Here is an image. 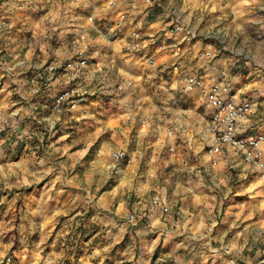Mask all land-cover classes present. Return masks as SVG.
I'll use <instances>...</instances> for the list:
<instances>
[{
    "label": "crops",
    "instance_id": "obj_1",
    "mask_svg": "<svg viewBox=\"0 0 264 264\" xmlns=\"http://www.w3.org/2000/svg\"><path fill=\"white\" fill-rule=\"evenodd\" d=\"M152 1L0 0V162L12 166L0 176V264H264V175L230 147L211 163L204 96L220 82L251 99L239 133L264 135V54L218 55ZM132 31L136 53L124 49ZM79 50L87 66L72 77L62 66ZM188 77L203 87L186 94ZM67 87L82 102L53 110ZM154 196L167 215L150 209ZM78 214L104 235L65 241L59 218Z\"/></svg>",
    "mask_w": 264,
    "mask_h": 264
},
{
    "label": "rangeland",
    "instance_id": "obj_2",
    "mask_svg": "<svg viewBox=\"0 0 264 264\" xmlns=\"http://www.w3.org/2000/svg\"><path fill=\"white\" fill-rule=\"evenodd\" d=\"M260 1L261 5L254 7L251 6L252 0H158L156 3L165 4V7L167 6L171 12H179L188 29L191 30L190 32L194 34L193 39L201 38L203 42L211 41L218 55L232 52L234 58L244 65L245 62L252 61L253 56L258 63L259 56L264 54V18H260V15H264V0ZM151 7L153 11L157 4H152ZM179 27L181 28L180 24ZM171 69L177 70V67L171 66L163 73H167ZM20 153V150L14 152L12 160L19 159ZM11 167L9 161L7 163L0 162V176L8 177L12 172ZM4 186H6L4 180H0V194L4 192ZM70 217L62 216L58 221L59 226L66 222L68 233L63 236L65 241L85 240L93 234H95V238L104 235V230H94L90 226L86 216L78 214L73 219L66 220ZM0 237L3 238L2 233H0ZM2 240L6 241L7 235ZM15 241H13L14 247L17 246ZM125 242L126 239L118 245V248ZM116 249L117 247L112 249V253Z\"/></svg>",
    "mask_w": 264,
    "mask_h": 264
},
{
    "label": "built area",
    "instance_id": "obj_3",
    "mask_svg": "<svg viewBox=\"0 0 264 264\" xmlns=\"http://www.w3.org/2000/svg\"><path fill=\"white\" fill-rule=\"evenodd\" d=\"M147 4L152 0H145ZM90 20V19H89ZM174 31L180 30L178 22H175ZM188 36H190L188 34ZM189 39V37L187 38ZM141 35L137 31H132L130 37L125 44V50L130 53H136L142 48ZM87 58L81 50L77 51L63 66L62 70L71 73L72 77L76 76L82 69L87 66ZM58 67L50 65L46 67V71L53 73ZM131 82L126 86H131ZM202 82L197 77H188L185 80V90L193 91L202 88ZM124 85L116 86L117 92H121ZM205 100L211 110L210 113V130L212 136L206 147V154L209 155L211 163L215 164L217 157L224 147H230L241 156L242 160L257 168L264 175V135L257 133L254 135L242 136L239 132L238 124L244 121L251 113L253 103L250 99L235 101L229 94L227 86L222 83H212L204 92ZM83 98L77 95L73 87L63 89L54 99L52 108L59 111L63 106H67L69 110H75L82 102ZM2 110L0 109V119ZM115 165H119L127 159L125 151H116L110 154ZM150 209L158 210L162 215L168 214V208L163 205L159 196H154L150 202ZM145 218H149L150 214H145ZM132 217H129L131 221ZM13 257L8 254L5 256L1 264H12ZM227 264H237L234 258H229Z\"/></svg>",
    "mask_w": 264,
    "mask_h": 264
}]
</instances>
